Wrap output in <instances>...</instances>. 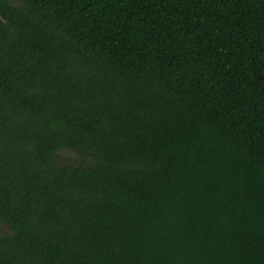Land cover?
Masks as SVG:
<instances>
[{
    "label": "trees",
    "instance_id": "16d2710c",
    "mask_svg": "<svg viewBox=\"0 0 264 264\" xmlns=\"http://www.w3.org/2000/svg\"><path fill=\"white\" fill-rule=\"evenodd\" d=\"M0 264H264V0H0Z\"/></svg>",
    "mask_w": 264,
    "mask_h": 264
},
{
    "label": "rangeland",
    "instance_id": "374dc122",
    "mask_svg": "<svg viewBox=\"0 0 264 264\" xmlns=\"http://www.w3.org/2000/svg\"><path fill=\"white\" fill-rule=\"evenodd\" d=\"M9 1L16 5L20 4V0H9ZM56 159L58 163L78 161L77 156L68 150H59L56 154Z\"/></svg>",
    "mask_w": 264,
    "mask_h": 264
}]
</instances>
